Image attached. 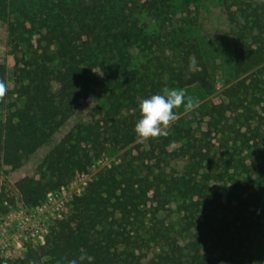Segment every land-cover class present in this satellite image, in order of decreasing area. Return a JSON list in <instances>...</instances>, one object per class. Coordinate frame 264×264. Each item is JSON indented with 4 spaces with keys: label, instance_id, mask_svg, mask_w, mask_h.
I'll return each instance as SVG.
<instances>
[{
    "label": "trees",
    "instance_id": "1",
    "mask_svg": "<svg viewBox=\"0 0 264 264\" xmlns=\"http://www.w3.org/2000/svg\"><path fill=\"white\" fill-rule=\"evenodd\" d=\"M242 4L220 0L232 35V70L235 74L250 73L247 81L235 84L234 91L254 97L264 85V5ZM97 10L87 6L86 0H0V18L16 15L14 22H7L15 42L33 29L45 33V43L38 46V52L17 59L7 103L0 104V166L16 163L44 143L78 100L96 88L112 89L106 97L111 115L102 114L78 128L75 135H64L32 174L13 182L26 206L39 204L46 192L75 171H85L105 144L121 147L136 141L134 126L140 118L141 99L164 87H183L197 80L195 75L184 73L182 60L154 56L136 68V55L159 48V35L146 32L131 11L112 17L104 15L101 8ZM225 106L220 103L215 111L221 114ZM181 138V144L169 152L191 158L179 182L167 181L159 174L148 178L129 171L122 175L117 165L101 169L73 197L71 211L49 226L43 244L29 248L21 258L0 264H142L140 251L147 246V238L136 230L142 224L146 200L150 198L159 207L171 197L186 202L183 206L189 216L202 214L201 220L194 217L193 236L202 242L205 252L193 243L168 241L166 252L152 264H227L224 254L248 225L245 212L258 216L264 210L263 165L250 162L245 165L243 183L238 179L229 185L222 183L220 190L212 191L206 199L208 182H224L229 177L225 170L209 171L207 167L197 175L201 162L205 159L209 166L211 161L194 147L189 130L177 125L159 138V152L166 153L164 147ZM6 200L11 201L0 184V210ZM255 264H264V256H257Z\"/></svg>",
    "mask_w": 264,
    "mask_h": 264
},
{
    "label": "rangeland",
    "instance_id": "2",
    "mask_svg": "<svg viewBox=\"0 0 264 264\" xmlns=\"http://www.w3.org/2000/svg\"><path fill=\"white\" fill-rule=\"evenodd\" d=\"M239 2L251 7L257 3L264 5V0ZM86 5L94 11L101 8L104 15L112 17H116L120 12L131 11L130 15L135 16L138 23L144 25L146 32L159 35V48H154L153 53L144 56L136 55L133 60L136 68L144 64L147 58L158 56L161 60H182L186 67L184 73H191L197 78L195 82L183 87L171 88H182L187 95L197 98L200 102L199 107L191 112H185L183 108L178 109V119L174 122V125L189 130L194 147L211 161L208 166L204 159L201 166L196 168L197 175L200 176L210 168L209 171L225 170L230 178L224 182H208L206 199L211 198L212 191L218 192L222 183L229 185L233 179L243 183L245 168L250 162L261 163L264 168V85L260 87V94L255 93L254 97L234 91L235 84L241 80L247 81L250 73L235 74L232 70V35L220 0H86ZM262 17L264 23V12ZM15 19L14 13L0 18V80L5 81L9 89L13 85L17 59L38 52V46L45 43V33L39 29L24 32L23 39L15 42L7 29V22H14ZM189 44L192 46H188ZM184 53L186 55L182 58ZM52 87L55 88L56 85L53 84ZM111 91L110 87L96 88L85 99L78 100L60 128L44 143L16 163L0 166V184L6 192V197L11 199L2 202L3 210H0V213H4L9 204H21L12 187L13 182L32 174L44 155L64 135H75L78 128L91 124L100 115L112 114L106 101ZM231 101L234 104H231ZM220 103L226 105L221 114L215 111ZM183 140L184 138L174 140L165 146L166 153L159 152V138L144 144L136 140L121 147L105 144L98 157L86 168L89 177L87 183L99 170L111 165H117L122 175H128L129 171L148 178L159 174L167 181L179 182L180 178L186 175L191 158L187 155L175 157L169 152ZM76 172L78 171L62 184H68ZM261 186L264 187V183H261ZM185 203L171 197L157 207L155 201L150 198L146 200L142 224L136 230L144 239L147 238V246L140 251L142 264L157 261L158 255L166 252L168 241L193 243L199 245L201 253L205 252L202 242H197L193 236L197 224L194 217L201 220L202 214L197 213L196 216L192 213L189 216V210H185L183 206ZM262 203L264 204V198ZM71 209L72 207L68 208L66 215ZM245 216L248 225L236 236L233 248L224 254L227 255V264H255L257 256H264V210L258 216L247 211ZM32 247L35 246L28 247L23 252L10 248L6 255L1 254L0 261L21 258ZM175 260L171 258V262Z\"/></svg>",
    "mask_w": 264,
    "mask_h": 264
},
{
    "label": "built area",
    "instance_id": "3",
    "mask_svg": "<svg viewBox=\"0 0 264 264\" xmlns=\"http://www.w3.org/2000/svg\"><path fill=\"white\" fill-rule=\"evenodd\" d=\"M88 180L87 170L79 171L68 184L46 192L37 205H7L6 211L0 213V257L10 248L23 252L43 244L49 226L65 217L73 197L79 195Z\"/></svg>",
    "mask_w": 264,
    "mask_h": 264
},
{
    "label": "clouds",
    "instance_id": "4",
    "mask_svg": "<svg viewBox=\"0 0 264 264\" xmlns=\"http://www.w3.org/2000/svg\"><path fill=\"white\" fill-rule=\"evenodd\" d=\"M8 85L0 80V104L7 103ZM199 100L187 95L182 88L164 87L157 94L143 98L139 102L140 118L134 126L136 139L144 144L149 140L166 137L178 119L177 110L183 108L191 112L199 107Z\"/></svg>",
    "mask_w": 264,
    "mask_h": 264
}]
</instances>
